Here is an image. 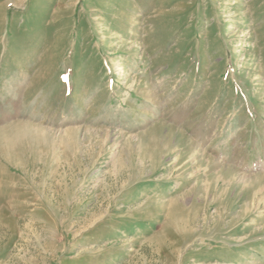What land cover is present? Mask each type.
<instances>
[{"label": "rangeland", "instance_id": "obj_1", "mask_svg": "<svg viewBox=\"0 0 264 264\" xmlns=\"http://www.w3.org/2000/svg\"><path fill=\"white\" fill-rule=\"evenodd\" d=\"M0 264H264V0H0Z\"/></svg>", "mask_w": 264, "mask_h": 264}]
</instances>
